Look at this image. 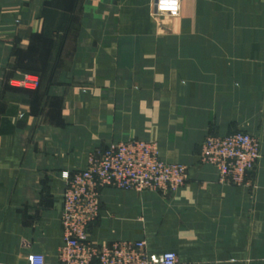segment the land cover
Listing matches in <instances>:
<instances>
[{
	"label": "crops",
	"instance_id": "0c3cea01",
	"mask_svg": "<svg viewBox=\"0 0 264 264\" xmlns=\"http://www.w3.org/2000/svg\"><path fill=\"white\" fill-rule=\"evenodd\" d=\"M238 130L262 149L240 185L201 160L208 134ZM130 139L189 177L173 193L104 189L93 239L264 264V0H182L177 17L154 0H0V264H58L62 172Z\"/></svg>",
	"mask_w": 264,
	"mask_h": 264
},
{
	"label": "built area",
	"instance_id": "2783aa9c",
	"mask_svg": "<svg viewBox=\"0 0 264 264\" xmlns=\"http://www.w3.org/2000/svg\"><path fill=\"white\" fill-rule=\"evenodd\" d=\"M181 5L182 0H154L156 14L170 17L180 15ZM19 82L33 88L38 78L28 75ZM201 157L219 170L221 180L240 185L248 182V174L256 167L260 143L243 131L210 136ZM188 177L185 164L164 160L156 143L141 139L112 142L91 154L85 168L62 172L64 243L58 250V264H178L176 252H151L145 238L101 242L92 238L91 227L99 218L104 189L173 193ZM28 261L45 264V257L33 253Z\"/></svg>",
	"mask_w": 264,
	"mask_h": 264
},
{
	"label": "rangeland",
	"instance_id": "374dc122",
	"mask_svg": "<svg viewBox=\"0 0 264 264\" xmlns=\"http://www.w3.org/2000/svg\"><path fill=\"white\" fill-rule=\"evenodd\" d=\"M34 76L37 77V75H34ZM37 78H38V77H37ZM18 81H19V80H18ZM238 131H243V132L250 133V132L245 131V130H238ZM236 132H237V131H236ZM228 134H230V133H228ZM250 134H251V133H250ZM218 135H219V134H208V135L206 136L204 142L206 141V139H207L208 137H210V136H218ZM226 135H227V134H226ZM252 135H253V134H252ZM220 136H221V135H220ZM253 136L256 137L257 140H258L259 143H260V158H261V157H262L261 140H260V138H259L258 136H256V135H253ZM204 142H203V143H204ZM203 143H202V145H203ZM260 158L258 159V161H257V163H256V167H257V164H258ZM256 167L253 169L252 172H250V173L248 174V176H250V174H252V173L255 171Z\"/></svg>",
	"mask_w": 264,
	"mask_h": 264
}]
</instances>
